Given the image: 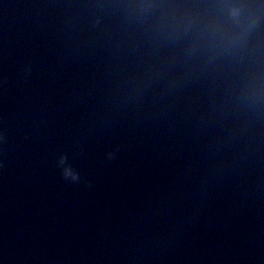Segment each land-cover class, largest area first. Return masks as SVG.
<instances>
[{
  "label": "water",
  "instance_id": "water-1",
  "mask_svg": "<svg viewBox=\"0 0 264 264\" xmlns=\"http://www.w3.org/2000/svg\"><path fill=\"white\" fill-rule=\"evenodd\" d=\"M0 264H264V0H0Z\"/></svg>",
  "mask_w": 264,
  "mask_h": 264
}]
</instances>
